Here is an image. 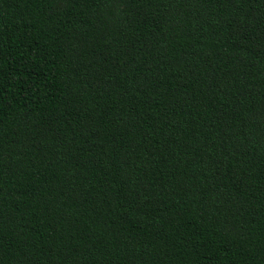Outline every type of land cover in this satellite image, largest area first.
Returning a JSON list of instances; mask_svg holds the SVG:
<instances>
[{"label":"trees","instance_id":"obj_1","mask_svg":"<svg viewBox=\"0 0 264 264\" xmlns=\"http://www.w3.org/2000/svg\"><path fill=\"white\" fill-rule=\"evenodd\" d=\"M0 264H264V0H0Z\"/></svg>","mask_w":264,"mask_h":264}]
</instances>
